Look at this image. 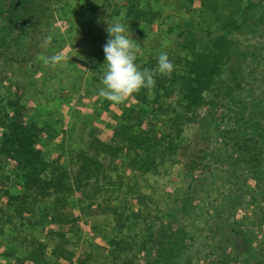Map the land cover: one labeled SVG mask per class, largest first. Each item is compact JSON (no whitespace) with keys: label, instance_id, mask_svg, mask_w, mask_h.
I'll use <instances>...</instances> for the list:
<instances>
[{"label":"trees","instance_id":"obj_1","mask_svg":"<svg viewBox=\"0 0 264 264\" xmlns=\"http://www.w3.org/2000/svg\"><path fill=\"white\" fill-rule=\"evenodd\" d=\"M55 1L0 0L4 67L26 59L30 39ZM181 2L187 13L205 14L207 26L182 19L176 26L178 52L168 55L171 75H155L151 97L147 89L131 96L138 105L129 106L111 132L90 139L71 176L44 158V128L24 119L18 91L10 99L11 110L0 118V157L12 161L23 184L20 193L5 191L8 203L22 213L53 199L44 222L56 226L58 240L50 255L40 243L7 264L88 263L92 254L77 256L68 243L67 234L81 229L79 214L68 204L75 193L88 207L113 215L111 264L264 261V244L254 245L258 233L244 211L259 203L253 211L264 218V0ZM125 14L129 22L152 23L161 11L127 0ZM156 66L152 58L144 69ZM189 127L192 141L185 134ZM181 150L184 184L173 204L156 203L140 182ZM140 221L142 237L124 235ZM128 247L136 254L129 255Z\"/></svg>","mask_w":264,"mask_h":264},{"label":"rangeland","instance_id":"obj_2","mask_svg":"<svg viewBox=\"0 0 264 264\" xmlns=\"http://www.w3.org/2000/svg\"><path fill=\"white\" fill-rule=\"evenodd\" d=\"M126 2L56 0L52 12L32 35L26 59L6 67L0 63V118L10 109L8 103L18 91L24 119L37 121L44 128L41 137L44 158L52 163V169L66 171L70 176L76 169L78 152L89 147L90 139L111 132L125 110L138 105L131 97L124 103L115 104L98 95L105 72L106 28L108 22L113 23L122 11L125 12ZM138 2L145 8L161 11L152 23L124 20L125 25H129V37L138 43L140 50L135 63L142 70L152 58L157 59L160 52L168 55L178 52L176 26L182 19L190 18L197 25L200 22L199 25L207 26L205 14L199 9L187 13L181 0ZM48 35L53 39L45 46ZM60 52L69 57L63 67L45 66L36 59L38 55L51 56ZM2 130L0 124V133ZM192 130L189 127L185 131L190 141L194 138ZM183 160L182 150L172 155L157 172L141 180L142 191L151 194L156 203L164 205L171 201L173 204L178 186L184 184ZM22 184L23 178L14 169L12 161L0 157V264L28 256L35 246L40 247V243L46 245V252L50 255L58 240L54 232L56 226L44 222L45 212L50 210L53 199L34 206L31 204L30 209L22 213L8 203L5 191L20 193ZM68 204L81 218L80 231L67 234L69 248L77 256L91 253L92 257L86 256L87 264H111L114 258L110 254L114 236L113 215L88 207L77 193L68 197ZM249 204L244 211L254 223L258 233L254 245L259 246L264 244V218L253 211L254 207L260 206L259 203ZM62 229L63 226L57 227V230ZM143 230L140 221L137 226L126 227L124 235L131 237L139 232L142 237ZM128 254H136L134 247ZM119 255L123 258L124 253L118 252ZM260 259L264 260V256ZM250 264H264V261L260 263L259 259H252Z\"/></svg>","mask_w":264,"mask_h":264},{"label":"clouds","instance_id":"obj_3","mask_svg":"<svg viewBox=\"0 0 264 264\" xmlns=\"http://www.w3.org/2000/svg\"><path fill=\"white\" fill-rule=\"evenodd\" d=\"M125 12L119 14V18L113 23L108 22L106 32L108 39L103 47L105 53V72L101 78L103 87L98 95L108 101L121 104L126 102L133 94L139 93L141 89H147L149 97L155 87V75L170 76L174 70V64L170 61L166 52H160L157 57V66L154 70H141L135 63L139 46L137 41L129 37V25L124 23ZM52 35L45 38L44 44H50ZM45 66L53 68L63 67L69 57L60 52L51 56L38 55L36 58ZM83 59V57H81Z\"/></svg>","mask_w":264,"mask_h":264}]
</instances>
